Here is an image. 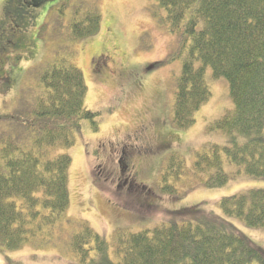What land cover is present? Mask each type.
Masks as SVG:
<instances>
[{"label": "trees", "instance_id": "trees-1", "mask_svg": "<svg viewBox=\"0 0 264 264\" xmlns=\"http://www.w3.org/2000/svg\"><path fill=\"white\" fill-rule=\"evenodd\" d=\"M49 1H12L10 23L24 29L32 9ZM98 1L61 0L51 8L39 36L57 42L56 49L26 71L14 111L0 112V252L49 238L69 207L72 158L58 150L75 144L81 121L97 127L99 112L86 106L88 85L72 59L74 43L101 29ZM157 1L167 11L170 30L192 41L177 80L174 125L192 126L209 100L207 67L230 85L234 106L215 126L230 134L232 144L197 153L194 171L200 183L213 188L229 182L224 156L239 172L264 177V0ZM3 39L22 47L20 39ZM12 56V63L21 61L19 52ZM185 172L184 159L173 155L162 175L163 191L174 194L169 179ZM220 207L247 226L264 229V188L222 197ZM172 216L178 221L152 231L118 232L113 244L82 222L70 245L79 264H264V248L200 206Z\"/></svg>", "mask_w": 264, "mask_h": 264}, {"label": "rangeland", "instance_id": "rangeland-1", "mask_svg": "<svg viewBox=\"0 0 264 264\" xmlns=\"http://www.w3.org/2000/svg\"><path fill=\"white\" fill-rule=\"evenodd\" d=\"M12 1L17 5L16 0H0L3 113L16 108L26 71L43 63L56 49L57 42L41 38L39 32L49 20L51 8L61 0L32 9L25 28L19 30L8 16ZM98 7L101 29L74 43L72 59L88 85L86 106L99 112L97 127L90 120L81 121L75 144L58 150L72 158L69 207L49 238L0 252V264H79L70 241L80 223H87L113 244L118 232L138 233L170 225L178 221L172 213L193 206L232 224L264 248L263 228L249 227L220 207L222 197L264 188V177L239 172L226 156L224 169L231 177L223 186H204L194 171L197 153L213 145L232 144L230 134L215 126L234 106L227 78L216 77L207 67L205 81L211 96L196 112L192 126L177 128L173 123L177 80L190 55L191 38L170 30L167 11L157 0H99ZM2 37L20 39L22 47L14 48ZM16 52L22 55L17 64L12 63ZM124 149L133 152L128 187L120 186L119 179V157ZM173 155L184 159L186 172L179 179H169L177 188L170 194L163 191L162 175Z\"/></svg>", "mask_w": 264, "mask_h": 264}, {"label": "flooded vegetation", "instance_id": "flooded-vegetation-1", "mask_svg": "<svg viewBox=\"0 0 264 264\" xmlns=\"http://www.w3.org/2000/svg\"><path fill=\"white\" fill-rule=\"evenodd\" d=\"M132 153H133L132 151L124 149L123 154H121V156L119 157V162L120 164H122L121 176L119 175V179L122 182V185L120 184V186L126 185V187H128L130 183V178H131L130 172L133 170V159L131 156ZM131 186L132 185L129 186L130 191H132Z\"/></svg>", "mask_w": 264, "mask_h": 264}]
</instances>
